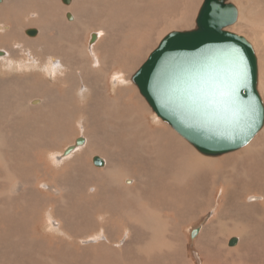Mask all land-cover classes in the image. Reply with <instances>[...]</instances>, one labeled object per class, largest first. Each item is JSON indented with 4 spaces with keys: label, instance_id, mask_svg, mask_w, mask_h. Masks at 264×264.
<instances>
[{
    "label": "bare ground",
    "instance_id": "bare-ground-1",
    "mask_svg": "<svg viewBox=\"0 0 264 264\" xmlns=\"http://www.w3.org/2000/svg\"><path fill=\"white\" fill-rule=\"evenodd\" d=\"M33 1L35 0H29L28 2L24 0H3V2L0 4V22L9 23V24L0 23V30H8L7 32L5 31V34L0 35V41L3 40L2 42H0V47H3L0 49V51L3 52V54L0 56V89L6 86L9 96L12 97L14 90L18 88L16 82L20 81L19 80L20 78L16 80L15 78H11L9 75L12 73L18 74L21 71L30 70L31 74L25 75V78L22 80V82L24 83L26 82L29 83L32 81V77L34 76V74H36L35 70H39L43 74V80H44V82H42L41 84L45 86V89L46 88L49 89V90L47 89L43 90L44 92L47 93L45 96L46 99L47 97L53 98L50 94H53L52 91L54 90H56L58 94L63 92L67 96L68 95L75 96L74 98L75 101L73 100L72 105L73 106L76 105L77 107H79L80 114L82 112L85 118V120L82 121L83 122L86 121L85 124L82 123L83 124L82 132L81 133L79 132L81 134L79 138L84 139V144L75 148L74 151L70 153L71 155L69 154L70 156L69 155L65 156L63 152L57 151L58 153H56L55 150L54 152L52 151L53 153H51L50 156L56 161L57 164L56 169L60 168L61 165H63V167L61 168V171L63 170L62 173H65L69 168V166L76 165L79 167L81 165V162L79 161L81 155H87V156L89 155L90 157V155L93 156L94 154L97 153L106 157L105 158L106 160L101 159L102 162L104 163L102 169L104 168L105 170L99 173L103 177L97 174L96 183L94 184L92 189L93 193L90 194L88 193L86 195V199H83L82 196H80L79 200L77 201L78 203H82L81 201L84 200L88 202L85 205L90 206L91 209L93 210L92 217L96 222L95 224L97 225V227L99 226L98 228L105 231V233H103L105 241L104 242L100 241L99 243V240H96L95 243H92L96 246H92V244L88 245L86 241L88 235H85L84 233L79 234L78 232L74 231L75 228L72 226L71 227L67 226L66 221L61 218L63 216L60 217L55 214V211L57 212L59 209H61L60 208L62 205L61 200L66 199L65 198L66 196L65 197L62 196L64 195L63 192L65 191L64 188L66 187V186L64 187L63 184H59L58 187L56 184H54L53 186H48V190H50L49 192H51L54 195H48L45 201L40 202L38 214H36L35 212L30 214L29 227L26 224H24V227H22V224L20 223L18 225V221H19L18 217H16L14 214L15 203H16L15 195H18L16 191L17 187L18 186L20 187L23 184L20 182V180H18L17 167H19V163H22L24 166H26L27 164L33 165L34 163L40 162L41 160L38 158L36 161L29 159V161L26 163L27 153H19L17 149H15L14 146L12 145L8 147L5 146L4 141L7 133L4 132L6 133V135L4 134L5 138L3 137L2 134L0 136V167L4 171L10 170L11 174L3 173L4 174L3 181L5 183L7 182L10 188L7 191L3 190L0 193V197H3V199L7 197L9 200V202L7 203V208L5 207V210L10 214V221L12 222L9 230V234L10 236L12 235L11 240H12L13 251L15 253L17 251V243L19 241L18 234L22 233L25 228H28L29 229L28 233L32 238L31 241L32 243H29L28 246L32 247L33 251L36 246H43L41 245V243L42 244L46 243L50 247V248H46L43 246L45 248L44 249L45 252H50L54 254L58 252L61 248L64 249V254L61 255L59 261L53 262L51 260L47 262L48 264H70L72 262H74L75 264H101L104 261H106L108 258H111L116 253V242L114 240V237L113 238L111 237V234L115 231L123 232V233L126 231H131L132 225H134L135 227L142 226L143 230L145 231L149 229V233L152 234L149 243L145 244V246L143 247L140 246L136 248V252L138 254L139 259L145 260L148 258L149 260L147 264H156L155 263V259L157 258L156 254H162L164 250L168 251L169 246H177V243L175 241H177L179 235L175 221L180 217L178 210L182 208L184 213L188 211L189 213H191V211L188 209L189 207L186 208L188 201L192 203V200H194L195 203H198L199 201L201 200L203 201L205 199L204 201L206 203L204 204H208L209 198L211 199L214 198L215 193L217 195V193L219 192L221 194L219 211L217 209L218 211L217 215L212 219L211 223L208 224L209 226L204 229L203 233L200 236H198L196 244L198 246H203L206 248L210 247L207 253L215 256V254L219 255L221 252H219V249L214 245V243L219 242L220 237L228 236V239L225 244V248L230 258L233 256H237L239 254L242 255L243 253L246 254L247 252H249L248 250L255 243L254 237L256 233L259 232L260 235L264 237V125L262 129L259 131V133L252 139V141L247 146L235 152L225 154L221 157H217L218 159L211 158L204 154H199L195 151L193 156H188V153L185 151V149H190L189 146L190 143L180 138L178 134L175 133L172 129L170 128L168 129L165 126L162 127L161 125L156 126L155 122L153 123L154 125L151 126L152 127L151 129L149 128L150 125H148L147 123L144 122L145 125L147 126L146 127L145 125H142L138 122L139 120H143L142 116H139L137 110L135 109L136 106L134 103L139 102L138 97L136 96L134 97L133 96L134 94L133 95L130 94L127 95L125 98L124 95L121 98L118 97L117 100H112L110 98L109 91H107V84L105 83V79L109 75H110L109 77H112L113 79V83L111 85H113L114 88H112L113 90L112 92H116L117 91L116 89L120 88L121 85L127 86L129 82L132 83L131 85H133L138 89V87L133 83L132 78L147 60L142 64L141 67L138 68V70L132 75V77H128L127 79H125L122 74V70H124L125 66H122V64L126 63V59L124 61L115 60V62L113 63L110 62L108 58L111 59L114 55L117 54L121 55V53L118 52V48L117 51L115 52L112 48L108 49L110 45H107V47H105L103 41L109 38L108 36L106 37V35L108 34L103 35L102 31L100 30L96 31V33L92 35L93 36L92 39L97 37L96 39L99 40L98 41L92 40L93 41L92 43L94 44L91 43L92 44L91 47L84 46L85 47L84 52L82 51L85 57L91 61L90 63L91 69L95 68L93 67L95 65L97 66V69H99V73H102L100 75V84L105 94L107 95L106 104L101 100H94L93 97L90 95L91 94L90 89H88L85 84L80 85L78 88L75 85H72L69 79V77L71 76V72H73V67L79 64L76 63V60H79L81 63V59L79 58L81 53L74 52L72 50V52L66 55L59 53L53 56L51 55L52 52H50L53 47L52 34H49L48 32L44 33L41 30V37L39 39L29 40L23 37V32L25 33V31H27L25 30L26 27L22 26V28L21 27L17 28V26H19L18 22L21 19L26 20L25 21L26 26H43L41 22L42 17L34 13V8H30V11H32L33 13H29L30 11L26 12L31 2ZM238 1L241 7L238 10V18L235 24H237L238 28H240L241 25L245 29L256 31L258 33L257 35H259L260 37V39L255 37L256 43L260 47V50L259 48L258 50L260 53H264V0H238ZM120 3L121 0H103L100 2H92L90 7L91 6L99 7L104 12L108 9L111 12V10H113L112 6L115 7L114 5L116 4L120 5ZM204 3L205 0L202 3L200 10L202 9ZM74 7H75V0H73V6L71 7V9ZM49 8H50V0H40L36 4V9L39 11L41 10L48 11ZM120 10L124 11L123 15L124 14L127 15L124 8H120ZM137 10L140 9L138 8ZM200 10L197 14V18L200 13ZM108 12L105 13L108 14ZM110 12H109L110 16H114L113 14L117 13L115 11H112V14H110ZM48 13H50L51 16L54 17L52 11H49ZM67 14L68 12H66L63 16V19L65 21L70 20L67 18ZM70 15L74 19V13L73 14L70 13ZM110 16L105 18V21L109 20L111 18ZM11 25H13L14 27H12ZM8 26L11 27L10 30ZM76 26H77V20L76 23L74 24V27ZM77 31L78 30H76L75 32ZM171 33L173 32L168 33L166 36H168ZM64 38L66 39L67 44L69 46L71 45V43H73L74 47L79 45L77 43V41L79 40V36L73 35L69 37L68 35H64ZM17 41H19L20 43H16ZM27 43L29 44L28 46L25 45ZM159 45L160 44H158L157 48L159 47ZM34 51H38L40 54L39 53L34 54ZM154 51H152L150 55ZM255 51L256 50H254V52ZM99 52L101 53L99 54ZM22 54L23 55L25 54L24 60L17 59V56ZM100 55L101 57L105 56V59H103L104 61L101 59ZM150 55L148 56V58L150 57ZM115 58L116 57L114 56L112 60ZM261 64L263 65V63ZM263 73H264V69H263ZM17 74L16 76L18 78L20 75L18 76ZM65 74H67L66 78L64 77ZM51 75L53 76V78L51 77ZM84 75H86V73ZM37 76L40 77L39 75ZM44 76H48L53 80L51 81V79L48 78L49 81L48 80L46 81ZM261 80H264L263 76ZM70 91L73 93V95H71L72 93H70ZM131 91L134 92V89H131ZM138 92L141 95L139 89ZM11 102L13 101L10 100V103ZM44 102L42 99L37 97L30 100V104L32 105L39 104L38 106L40 107L37 108H41ZM101 103L107 106V109L103 111L106 112V115H103L102 117L99 118L91 117V114L95 111V109L98 110V106ZM5 104L6 103L3 104V107L5 106ZM17 104H18V99L16 104L12 103L9 106V109L4 113V115H6V113L11 109V117H12L11 119L12 120L16 119L18 115V110L13 105H17ZM25 106L26 105H24V108L22 109H25ZM69 107H71V105ZM71 113L72 111H70L69 113L70 117H71ZM31 116L34 117L31 118L30 121L31 120L35 121L36 118H38L35 117V115H31ZM156 117L159 118L157 115ZM71 119L73 120V118ZM98 119H100V122L98 121ZM128 120H131V122H128ZM144 120L149 123L147 117L145 116H144ZM9 121L11 122V120ZM50 121H51L50 119H47V121L42 122L39 132L36 133L37 136H39L37 149L39 150V153L42 155V157H44V154L46 153V148L50 144V139L47 138L50 136V134H47V129H44V125H46ZM15 125L17 124L15 123ZM4 126L5 125H3V127ZM17 127L18 126H16V128ZM84 129H87L89 131V133L87 132V135H85L86 130L84 131ZM90 133L93 134L94 140L92 139ZM107 134L109 135V137L107 136ZM105 137L109 139H105ZM63 138L65 139V137ZM77 139L78 138H76L75 141L71 143H74L75 145ZM57 142L58 141H56V143ZM157 144L160 146L159 148L157 147ZM106 146H109V149H106L105 148ZM131 146L136 150H143L144 152L147 153H150L152 150H154L157 153V155L156 157L152 158V160L156 162L158 166L157 168H159L158 170H156V172L153 173H150L149 172L150 170L144 171L145 173L143 175H140L139 177L140 183L136 187L124 185V184L131 185L133 182H136L134 181V179L132 178H128L127 180L122 179L124 181L123 184L124 190L127 195L128 194L130 195L128 199L133 200L132 202L134 203V206L129 200L128 201L130 203L126 202L120 204L119 200L117 199V196H115V191L113 190V184L115 183L113 182L115 176L114 172L117 173L122 172L123 167L119 168L122 163L121 162L122 159H125L124 161L126 162L125 165L126 170L128 171H130V169L134 170V168L131 167L128 164V162L134 163L136 161L126 156L127 154L131 153ZM68 147L70 146L68 145ZM6 148H8L7 152L5 151ZM100 148L109 150L110 151L109 154H107L104 150ZM6 153L9 157L7 158L8 161H6L4 157ZM165 153L167 154L168 157L167 159H163V154ZM62 155L65 158H61ZM174 160L175 163L173 164ZM150 161H146V163H150ZM115 163L119 166L118 168L116 167ZM212 163H214L215 166L214 169L212 168ZM44 164L49 165V162L46 160ZM84 164L87 165L86 162H84ZM109 164L111 165V167H108ZM89 165L91 164H88L87 166ZM82 167L84 166L82 165ZM27 168H31V167H27ZM74 168L77 170L76 167ZM89 171L90 170H88V172ZM74 173L75 175L78 174L76 172ZM119 174L120 173H118V175ZM210 175L212 176L211 178L213 180L217 181L216 189H214V184L209 181ZM44 177L47 178L49 176L39 177L37 183H40L41 180L46 179ZM122 177L124 178V176ZM240 180H241V184H236V182H239ZM74 181L76 180H73V182ZM4 182H0V183L4 184ZM91 182L93 181H90V183ZM73 185H75V183ZM207 185H209V188L207 189V191H205L203 187ZM85 187L86 186H83V188ZM114 188L117 187L115 186ZM39 189L40 188H37L35 186V187H30L29 191L34 196H36L37 191ZM202 191H204V193H202ZM68 192L71 191H67V193ZM79 194L83 195L82 193ZM71 195L72 194H70V196ZM90 203L92 204L90 205ZM214 203L215 202H213V204ZM179 205H181V207L178 208ZM201 205H203V203ZM66 206L67 205H65V207ZM87 206L86 209H88ZM123 206H130V207H123ZM83 207L84 206H82V209ZM211 207H213L212 202L208 204V209ZM42 208H45V212L49 208H51V210L47 211L46 213L45 212L42 213ZM80 208H81L80 204H78V206L76 205L75 208L71 210L67 215L72 218L73 214L71 213L73 212L75 214H79L81 210ZM197 208H200V212H199L200 214L204 210H206V205L203 206L202 208L199 204ZM89 210L90 208L88 209V212ZM65 215H66V211H65ZM169 222H171V226L168 225ZM39 228L44 230V232L40 233ZM166 228L168 230H166ZM217 230L222 234H217L216 233ZM169 231L170 234L172 235L169 234ZM208 231L212 233L213 235L212 238H209L207 236ZM51 232L58 233V236H51ZM166 236H169V238L166 239L167 238ZM195 238L196 236L192 237V233H191V239L193 240ZM232 239L237 240V243L234 246L229 245ZM260 240H264V238ZM81 242L88 246L82 248L81 251L78 252L80 249ZM89 247L98 248L101 251V255L96 257H90L89 254L86 255L85 253H83V249ZM220 249L222 250V247ZM21 250L24 251L25 248L23 247L21 248ZM97 250H95V252H98ZM68 252L73 254L76 253L73 259L67 257ZM227 254L225 252L222 253V258L224 259V262H226L228 259ZM76 255L79 256V258ZM206 259L205 256H202L200 260L201 263L207 264ZM261 260L262 263L264 264V258H260V261ZM10 264H15V260L13 257H11L10 259ZM108 264H112V262H108Z\"/></svg>",
    "mask_w": 264,
    "mask_h": 264
},
{
    "label": "rangeland",
    "instance_id": "rangeland-1",
    "mask_svg": "<svg viewBox=\"0 0 264 264\" xmlns=\"http://www.w3.org/2000/svg\"><path fill=\"white\" fill-rule=\"evenodd\" d=\"M24 1L28 2L29 0H24ZM39 1L40 0H35V1L31 2L30 6L28 7L26 12H29L30 8H34V13H36L42 17L41 22H42L43 26H26L25 25L26 20L21 19L18 22L19 26H17V28H19V27L22 28V26H25L26 27L25 30L36 29L38 31V34L35 37L28 36L26 34V31H25V33L23 32V37L26 39H29V40L39 39L41 37V30L44 33L48 32L49 34H52L53 35V47H52L50 52H52L51 55H53V56L55 54H59V53L66 55V54L72 52V50L74 52L81 53V55L79 56V58L81 59V63L79 60H76V63H79V64H77L73 67V72H71V76L69 77V79H70L72 85H75L78 88L80 85L85 84L86 87L88 89H90V91H91L90 95L93 97V99L94 100H101L105 104H106L107 95L105 94V92H104V90L100 84V75L102 73H99V69H97V66H95V65L93 66L95 68L91 69V66H90L91 61L89 59H87L85 57V55L82 53V51L84 52V49H85L84 46L91 47L92 44H94V43L91 44L92 35L95 34L96 31H99V30L102 31L103 35L108 34V35H106V37L108 36L109 38L103 41L104 46L107 47V45H110V47H108V49L112 48L115 52L117 51V48H118V52L121 53V55L117 54L118 56L114 55L116 57L115 59H113L114 61L112 60V58L114 56L111 59L108 58V60L113 63V62H115V60L124 61L126 59V63L122 64V66H125L124 70H122V74H123V77L125 79H127L128 77H132V75L138 70V68L142 66V64L147 60L150 53L157 48L158 44H160L161 40L164 39L168 33H170V32H185V31H191L193 29L195 30L197 28V24H196L197 14H198L201 6H202V3L204 2V0H121L120 5H118V4L114 5L116 8L112 6L113 10H111V12L108 9L105 11V12L109 11L110 14H112V11L117 12L116 14H113L114 16H110L109 12L107 14L104 11H102L101 8H99V7H92V6L90 7L92 2H100L103 0H75V7L72 9H71V7L73 6V0H69V4H65L63 2V0H50V8L48 11H45V10L39 11L36 9V4ZM230 2L232 4H234L236 7H238L237 8L238 10L240 9L241 6L239 5L238 0H230ZM120 8H124L125 12L127 13L128 16L125 14L123 15L124 11H121L122 9L120 10ZM138 8L140 10H137ZM49 11H52V14L54 15V17H52L51 14L48 13ZM99 11H100V13H99ZM26 12H24V13H26ZM66 12L71 13V14L74 13V19L72 17V20L65 21L63 19V16ZM29 13H33V12L30 11ZM104 14H105V16H104ZM109 16L111 18L109 20L105 21V18H107ZM112 19H113V21H112ZM76 20H77V26L74 27ZM0 23L1 24H9V23H3V22H0ZM125 24H126V26H125ZM11 26L14 27L13 25H11ZM8 27L10 30L11 27L10 26H8ZM123 27H125V28H123ZM241 27L242 26L240 25V28H238L237 24H235V25L229 27L227 30L229 32H232L234 34H237L239 36L244 37L253 46L254 50H256L255 54H256L257 59H258V69L260 70L259 71L258 91H259V94H260L262 101L264 103V86H262V85H264L263 84L264 80H261L262 76L264 77V73H263L264 53L259 52L260 47L257 45L256 39H255V37L258 39H260V37H259V35H257L258 33L256 31H252L250 29H245L243 27H242L243 28L242 29ZM76 30H78V31L75 32ZM5 31L7 32L8 30H0V35L5 34ZM64 35H68L69 37H71L73 35L79 36V40L77 41V43L79 45L74 47L73 43H71V45L69 46L67 44L66 39L64 38ZM96 38H94L93 40L98 41L99 39H96ZM2 41H0V42H2ZM116 41H117V44H116ZM16 43H20V42L17 41ZM114 44H115V46H114ZM25 45L28 46L29 44L27 43ZM1 48H3V47H0V49ZM258 48H259V50H258ZM37 53H39V52L34 51V54H37ZM100 53L101 52H99V54ZM133 54H134V56H133ZM22 55H18L17 59L24 60L25 54L23 56ZM100 57H101V55H100ZM101 59L102 60L105 59V56L104 57L102 56ZM112 63H110V64H112ZM261 63H263V65ZM123 71H125V72H123ZM35 72H36V74H34V76L32 77V81L29 83H27V82L24 83V82H22V80L25 78V75L31 74L30 70L21 71L18 74L12 73L9 75L11 78H15L16 80L20 78L19 79L20 81L16 82V80H15L18 88H16L14 90L12 97L9 96V93L7 92L6 86H4L2 89H0V136L2 134L4 137L7 133V135L5 136L6 138L4 137L5 138V141H4L5 146L8 147V146L12 145V146H14L15 149H17V151L19 153H27L26 163L29 161V159L36 161L38 158L41 160L40 162H36L33 165L27 164L26 166H24L22 163H19V167H17L18 180H20V182L23 184L20 186L21 188L19 186L17 187L16 191H17L18 195H15L16 203H15L14 214L16 217H18V220H19L18 225L20 223V224H22V227H24V224H26L29 227V225H30V220H29L30 214H32L34 212L36 214H38L40 202L45 201V199L47 198L48 195H54L51 192H49L50 190H48V186H53L54 184H56L58 187L59 184H63L64 187L65 186L66 187L64 188L65 191L63 192L64 195H62V196H64V197L66 196L65 197L66 201L64 199L61 200L62 205L60 208L63 210L59 209L57 212L55 211V214L60 216V217L63 216L61 218L66 221L67 226L74 227L75 228L74 231L78 232L79 234L84 233L85 235H88V238L86 240L88 245L95 243L96 240H99V243H100V241L104 242L105 239H104L103 233H105V231L98 228L99 226L97 227V225L95 224L96 222L94 221V219L92 217V211L93 210L91 209L90 206L85 205L88 202L84 200V201H81L82 203H78L77 201L79 200L80 196H82L83 199H86V195L88 193L89 194L93 193L92 189H93L94 184L96 183L97 174H99L100 172L105 170L104 168L102 169V167L100 168V167H96L94 165V163H93L94 157H99L102 160H104L106 157L101 155V154H97V153L94 154L93 156L90 155V157H89V155L88 156L87 155H81L80 160H79L81 162V165L79 167L76 165L75 166L74 165L69 166V168H68L69 172L67 169V171L65 173H62L63 170L61 171V168L63 167V165H61V167L58 166L60 168L56 169L57 168L56 161H55V159H53L50 156V154L53 153L54 150L56 153H58V152L64 153L65 150L67 149L68 145L69 146L74 145V143H71V142H74L76 138H79V136L81 135L80 133L82 132V125L85 124L86 121H84V122L82 121V120H85V118H84V116H83L84 114H82V112H81L82 115L80 114L79 107H77L76 105H74V106L72 105L73 100L75 101V99H74L75 96L73 95V93L71 91H70V93H72L71 95H73V96H69V95L67 96L63 92L58 94L56 92V90H54V91H52L53 94H50L53 98L47 97V99H46L45 96L47 93L44 92L43 90H46V89L49 90V89L48 88L45 89V86L41 84L42 82H44L43 74L39 70H35ZM22 73L24 74V76ZM83 73L84 74L86 73V75H84ZM16 74L18 76L20 75L23 77L19 76L17 78ZM67 74L64 75L65 78L67 77ZM37 75H39L40 77H38ZM79 76H81V77H79ZM109 76L107 77L108 79L107 78L105 79V83L107 84V91H109V95H110V98L112 100H117L118 97L121 98L124 95H125L124 96V98H125L127 95H130V94H132V95L134 94L133 95L134 97L135 96L138 97L139 102H137V103L135 102L134 104L136 106L135 109L137 110L139 116H142V118H143V120L138 121L140 124L145 125V123H147L148 125H150L149 128L152 129L151 126H153L154 125L153 123L155 122L156 126L157 125H161L162 127L165 126L168 129L170 128L175 133H177L169 124H167L166 122H164L161 119L156 117V114L153 112L152 108L146 102L145 98L142 96V94L141 95L139 94L138 89L136 87L131 85L132 83L129 82L127 84V86L121 85L120 88L116 89L117 90L116 92H112L113 91L112 88H114L113 85H111L113 83V79H112V77H109ZM51 77L53 78L52 75H51ZM40 78H42V79H40ZM44 78L46 81L47 80L49 81V79H51L48 76H44ZM2 80H4V79H2ZM52 80L53 79H51V81ZM16 85H14V86H16ZM14 86H12V87H14ZM131 89H134V92H132ZM21 93H22V95H21ZM35 97L42 99L43 102L45 101L44 102L45 104L43 103V105H45V106L42 105L41 108H37V107H40V106H38L39 104L38 105L30 104V100L34 99ZM17 99H18V104L13 105V106L18 110V115H17L16 119H13L14 120L13 121L11 119L12 118L11 117V109L6 113V115H4V113L9 109V106L12 103L16 104ZM10 100L13 102L10 103ZM27 101H29V102H27ZM4 103H6V104L3 107ZM68 103H69V105H68ZM105 104H103V103L99 104L98 110L95 109V111L91 114V117H98L99 118V117H102L103 115H106V112H103L107 109V106ZM24 105H26L25 109H22V108H24ZM70 105H71V107H69ZM70 111H72L71 117L69 114ZM31 115H35V117H38V118H36L35 121H32V120L30 121V119L34 117ZM144 116L147 117L149 123L144 120ZM57 117H59V118H57ZM71 118H73L74 121ZM47 119H50L51 121L48 122L46 125H44V129H47V134H50V136L47 137L50 139V144L46 148V153L44 154V157H42V155L39 153V150L37 149L38 142H39V136H37L36 133L39 132L41 123L44 121H47ZM152 119H153V121H152ZM9 120H11V122ZM54 121H56V122H54ZM98 121L100 122V119H98ZM128 122H131V120H128ZM10 123H12L13 125ZM15 123L17 125H15ZM3 125H5V126L3 127ZM16 126H18V127L16 128ZM4 128H5V130H4ZM75 128H77V129H75ZM10 130H11V132H10ZM85 130H86L85 135H87V132L89 133V131L87 129H84V131ZM4 132H6V133H4ZM141 133H143V132H141ZM177 134L180 138L185 140L179 133H177ZM107 136L109 137L108 134H107ZM60 137H61V139H60ZM63 137H65V139ZM91 137L94 140L93 134H91ZM105 139H109V138L105 137ZM56 141H58L57 142L58 144L56 143ZM185 141H187V140H185ZM189 146H190V149H185V151L188 153V156H193L194 151L199 153V154H202L191 144H189ZM101 147H102V145H101ZM157 147L159 148L160 146L157 144ZM103 148H100V149L104 150L107 154H109L110 151L106 150V149H109V146H106L105 147L106 149H103ZM28 149H30V150H28ZM5 151L7 152L8 148H6ZM49 151H51V152H49ZM55 155H57V154H55ZM156 155H157V153L154 150H152L150 153H147V152H144L143 150H136L131 146V153L127 154L126 156H128L129 158L136 161L134 163L128 162V164L131 167H133L134 170L130 169V171H128L125 169V167H126L125 166L126 162L124 161L125 159L121 160L122 163H121L120 167L115 163L117 168L123 167L122 172H118V173H120L119 175L117 172H114V175L115 176L117 175V176L116 177L114 176V179H113V182H115L113 184V190L115 191V196H117V199L119 200L120 204L131 201L132 205L134 206V203L132 202L133 200L128 199L130 195L129 194L127 195L125 190H124V187H123L124 181L123 180H127L128 178L134 179V181H136V182H133L131 185L130 184H124V185L136 187L140 183L139 177H140V175H143L145 173L144 171L150 170L149 171L150 173L156 172V170H158L159 168H157L158 166H157L156 162L154 160H152V158L156 157ZM221 156H223V155H221ZM221 156H216V157L209 156V157L218 159L217 157H221ZM4 157H5V160L8 161L7 158H9V157H8L7 153ZM54 157H56V156H54ZM61 158H65V157L62 155ZM81 158H82V160H81ZM167 158H168L167 154L166 153L163 154V159H167ZM46 160L49 162V165L44 164ZM82 161H83V163H82ZM146 161H150V163H146ZM84 162H86L87 165L91 164L92 166L89 165L90 166L89 167L86 164H84ZM174 163H175V160L173 161V164ZM54 164H56V165H54ZM82 165L84 167H82ZM27 167H31V168H27ZM74 167H76V168L82 167V168H80V169L77 168V170H76ZM108 167H111V165L109 164ZM83 168H84V170H83ZM138 168H141V169H138ZM212 168L213 169L215 168L214 163H212ZM88 170H90V171L88 172ZM142 170H143V172H142ZM125 171H128V172H125ZM74 172H76L78 174L75 175ZM1 173H2V175H1ZM3 173L4 174H7V173L11 174V171L10 170L4 171L0 167V182H4L3 181V178H4ZM58 175H59V177H58ZM43 176H49L50 178L44 177V178H46V179H43L44 181L41 180L40 183H37L38 178L43 177ZM65 176H66V178H65ZM70 176H72L74 179ZM122 176H124V178ZM101 177H103V176H101ZM211 177L212 176L210 175L209 181L214 184V189H216L217 188V186H216L217 181L213 180ZM69 179H70V181H69ZM55 180H57V181H55ZM73 180H76V181L73 182ZM87 180H88L89 185L87 183ZM141 180H143V179H141ZM61 181H63V182H61ZM90 181H93V182L90 183ZM72 183L73 184L75 183L76 186L73 185ZM80 184H82V185H80ZM117 184H118V186H117ZM236 184H241V180L239 182H236ZM8 185L9 184L7 182L6 183L4 182V184L0 183V193L3 190L7 191L10 188V186H8ZM90 185H92V186H90ZM35 186L37 188L41 189V190L39 189L37 191L36 196H34L29 191L30 187H35ZM68 186H69V188H68ZM83 186H86L87 188L86 187L83 188ZM115 186L117 188H114ZM74 187H76V188H74ZM18 188H20L21 190ZM118 188H120V189H118ZM208 188H209V185L203 187V189L205 191H207ZM84 189H86V190H84ZM67 191H71V192L67 193ZM73 191H74V193H73ZM79 193H82L83 195H80ZM202 193H204V191H202ZM70 194H72V195L70 196ZM73 195H75V196H73ZM131 195H133V194H131ZM220 197H221V194L218 192L217 195L215 193L214 198H212V199L209 198L208 204H210L212 202V205L214 208L211 207L208 209V204H204V203H206L204 201L205 200L204 199L203 201L201 200L198 203H195L194 200H192V203L190 201L187 202L186 208L189 207L188 209L191 211V213H189V211L184 213L182 208H180L178 210L180 217L178 219H176V221H175L177 228H178V235H179V238L177 239V241H175L177 243V246H169L168 251L164 250L162 254H156V256H157V258L155 259L156 264H202L200 261L202 256H205V259L207 258L206 259L207 264H242V263H244V264H263L262 260L260 261V258H264V240H260V239H262L264 237H262L259 232L256 233V235L254 237L255 243L253 246L250 247V249L248 250L249 252H247L246 254L243 253L242 255L239 254V255L233 256L231 258L227 254V251L225 248V244H226V241L228 239V236L220 237L219 242L214 243V245L219 249V252H221L219 255H217L215 253H214L215 256L210 255L207 253L208 250L210 249V247L206 248L203 246H198L196 244L198 236H200L203 233L204 229L209 226L208 224L211 223L212 219L217 215V213L219 211L220 201H221ZM17 199H18V201H17ZM8 202H9V200L7 197L4 199H3V197H0V264H10L11 257L14 258L15 264H48L47 262L51 261V260L53 262L59 261L61 255L64 254L63 248H61L58 252L53 254L50 252H45L44 247L50 248L46 243H44V244L41 243V245H43L44 247L43 246H36L34 251L32 250L33 249L32 247L28 246L29 243H32L31 242L32 238L30 237V234L28 233V231H29L28 228H25V229L23 228L24 231L22 233L18 234V240L19 241L17 243V251H16V253L13 251L12 240H11L12 235L10 236V234H9V230H10L12 222L10 221V214L5 210V207L7 208ZM213 202H215V203L213 204ZM254 202H255V200H254ZM202 203H203V205H201ZM226 203H224V204H226ZM78 204L81 205L80 213L75 214L72 212L71 214H73L72 215L73 217L71 218L67 214H69V212L71 210H73L76 205L78 206ZM91 204L92 203H90V205ZM199 204L202 208H203V206L206 205V210H204L200 214H199L200 208H197L199 206ZM65 205H67L66 206L67 208L65 207ZM132 205H131V207H132ZM193 205H194V207H193ZM82 206H84L83 209H82ZM86 206L88 209L90 208L89 212H88V209H86ZM64 207H65V209H64ZM123 207H130V206H123ZM179 207H181V205H179L178 208ZM66 209H68V210H66ZM217 209H218V211H217ZM49 210H51V208L46 210V212ZM65 211H66L67 216L65 215ZM44 212H45V208H42V213H44ZM81 224H83V225H81ZM168 225L171 226V222H169ZM132 228H131V231H126L124 233L115 231L111 234V237L112 238L114 237V240L116 242V253L111 258H108L106 261H104L101 264H108V262H112V264H147L149 259L148 258L145 260L139 259L138 254L136 252V248H138L140 246L143 247V246H145V244L149 243L152 234L149 233V229L147 231L143 230L142 226L135 227L134 225H132ZM195 228L199 229V232H198L196 238L192 240L191 239V232ZM166 230H168V229L166 228ZM48 231H50V230H48ZM39 232L43 233L44 230L39 228ZM216 233L222 234L218 230L216 231ZM169 234H170V231H169ZM170 235H172V234H170ZM51 236H58V233L51 232ZM169 236H166L167 237L166 239H168ZM207 236L209 238L213 237L212 233L209 231L207 232ZM88 245H85L81 242L80 243V249L78 252H80L82 248H84ZM92 246H96V245L92 244ZM23 247L25 248L24 251L21 250V248H23ZM59 247H60V245H59ZM221 247H222V250L220 249ZM53 249H55V248H53ZM97 249L98 248H90V247L85 248V249H83V253H85L86 255L89 254L90 257L100 256L101 251L99 249L98 250ZM95 250H97L98 252H95ZM222 251L228 255V259L226 262H224V259L222 258V253H223ZM75 254L68 252L67 257L73 259ZM86 255H85V257H86ZM77 257L79 258V256H77ZM70 264H75V263L72 262Z\"/></svg>",
    "mask_w": 264,
    "mask_h": 264
},
{
    "label": "water",
    "instance_id": "water-1",
    "mask_svg": "<svg viewBox=\"0 0 264 264\" xmlns=\"http://www.w3.org/2000/svg\"><path fill=\"white\" fill-rule=\"evenodd\" d=\"M67 18L71 20L70 13ZM237 18L238 9L230 0H205L197 28L166 36L132 78L153 112L206 156L247 146L264 125L253 46L227 30ZM26 34L35 37L38 31ZM83 144L78 138L64 155ZM93 163L104 166L98 157ZM198 232L192 230V237ZM236 243L232 239L229 245Z\"/></svg>",
    "mask_w": 264,
    "mask_h": 264
}]
</instances>
